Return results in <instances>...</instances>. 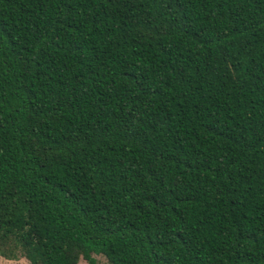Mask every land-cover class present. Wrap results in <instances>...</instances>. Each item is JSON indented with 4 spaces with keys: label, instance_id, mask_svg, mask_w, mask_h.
Instances as JSON below:
<instances>
[{
    "label": "trees",
    "instance_id": "16d2710c",
    "mask_svg": "<svg viewBox=\"0 0 264 264\" xmlns=\"http://www.w3.org/2000/svg\"><path fill=\"white\" fill-rule=\"evenodd\" d=\"M264 264V0H0V257Z\"/></svg>",
    "mask_w": 264,
    "mask_h": 264
},
{
    "label": "rangeland",
    "instance_id": "374dc122",
    "mask_svg": "<svg viewBox=\"0 0 264 264\" xmlns=\"http://www.w3.org/2000/svg\"><path fill=\"white\" fill-rule=\"evenodd\" d=\"M93 257L96 260V264H104L105 259L102 256L94 255ZM0 264H27V262L24 258H19L17 260H6L0 257ZM77 264H87V263L84 260L80 259L78 260Z\"/></svg>",
    "mask_w": 264,
    "mask_h": 264
}]
</instances>
